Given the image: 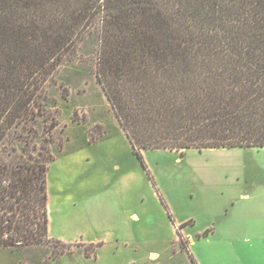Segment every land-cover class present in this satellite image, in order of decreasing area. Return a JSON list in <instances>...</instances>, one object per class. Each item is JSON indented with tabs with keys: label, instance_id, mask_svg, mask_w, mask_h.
Listing matches in <instances>:
<instances>
[{
	"label": "trees",
	"instance_id": "16d2710c",
	"mask_svg": "<svg viewBox=\"0 0 264 264\" xmlns=\"http://www.w3.org/2000/svg\"><path fill=\"white\" fill-rule=\"evenodd\" d=\"M93 36L143 167L149 149L264 147V0H0V249L67 245L49 237L48 92Z\"/></svg>",
	"mask_w": 264,
	"mask_h": 264
},
{
	"label": "rangeland",
	"instance_id": "374dc122",
	"mask_svg": "<svg viewBox=\"0 0 264 264\" xmlns=\"http://www.w3.org/2000/svg\"><path fill=\"white\" fill-rule=\"evenodd\" d=\"M97 49L82 42L48 92L49 226L78 241L0 249V264H264V147L149 149L143 167L97 81Z\"/></svg>",
	"mask_w": 264,
	"mask_h": 264
},
{
	"label": "crops",
	"instance_id": "0c3cea01",
	"mask_svg": "<svg viewBox=\"0 0 264 264\" xmlns=\"http://www.w3.org/2000/svg\"><path fill=\"white\" fill-rule=\"evenodd\" d=\"M52 233L53 232L51 231L50 226H49V237L50 238L59 239V240L65 242V243H72V242L74 243V242L78 241V240H76V241H68V240L62 238L61 236H56L55 234H52Z\"/></svg>",
	"mask_w": 264,
	"mask_h": 264
}]
</instances>
